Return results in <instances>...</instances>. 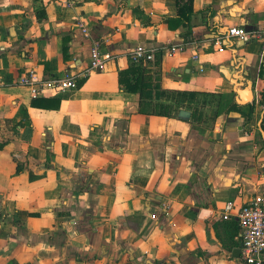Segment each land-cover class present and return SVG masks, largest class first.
Wrapping results in <instances>:
<instances>
[{"label": "crops", "instance_id": "0c3cea01", "mask_svg": "<svg viewBox=\"0 0 264 264\" xmlns=\"http://www.w3.org/2000/svg\"><path fill=\"white\" fill-rule=\"evenodd\" d=\"M193 9L211 12L171 28L176 0H0V264H246L236 214L264 195V44L228 33L264 29V0ZM95 41L117 57L107 71L38 98L59 109L34 108L20 77L80 72ZM181 44L184 54L164 52ZM139 45L160 50L146 92L168 93L164 105L192 94L188 119L121 87ZM234 76L253 92L246 106Z\"/></svg>", "mask_w": 264, "mask_h": 264}, {"label": "built area", "instance_id": "2783aa9c", "mask_svg": "<svg viewBox=\"0 0 264 264\" xmlns=\"http://www.w3.org/2000/svg\"><path fill=\"white\" fill-rule=\"evenodd\" d=\"M82 33L88 37L89 30L87 26L80 22L78 24ZM228 38H233L242 43L259 42L264 44V29H246L244 27L231 28ZM221 40L217 44L221 45ZM99 41H95L90 53L88 65L80 72H66L61 77L43 78L35 70H30L22 75L18 81L20 86L30 90L34 99L49 97L52 94L63 93L77 90L83 82L92 75L104 73L107 71L108 64L113 62L117 57L115 55L104 54ZM188 50L186 44L171 45L164 49L169 57L184 54ZM224 48L221 46L220 51ZM160 50L147 48L139 45L130 51L127 55L130 63L149 64L156 61V55ZM198 60V56L193 57ZM202 71V70H201ZM1 82V80H0ZM256 100V104H259ZM234 209L233 203L226 205L223 220L230 218L229 213ZM236 220L242 233L241 257L246 264H264V195H258L252 201L241 207L237 214Z\"/></svg>", "mask_w": 264, "mask_h": 264}, {"label": "trees", "instance_id": "16d2710c", "mask_svg": "<svg viewBox=\"0 0 264 264\" xmlns=\"http://www.w3.org/2000/svg\"><path fill=\"white\" fill-rule=\"evenodd\" d=\"M87 1V0H84ZM193 1L194 0H176V7H177V15L175 17H169L168 24L171 28L179 27L182 24H190L192 19L195 18L198 15H204L208 12H211V10H205L201 13H195L193 9ZM38 19L41 21L45 19V13L39 12L38 13ZM174 23V24H173ZM175 25V26H173ZM192 31L189 30L185 34V41L186 43L192 44L194 40L191 39ZM159 56H156V60ZM146 64H134L130 63L129 68L125 71L120 72L119 74V83L121 87L127 92L131 94H140V102L141 107H143L145 104L149 102L155 103V108L151 112L155 114H160L163 116H170L173 113H165V112H159V109L165 108V107H173L176 109V113H174L175 116L179 115L181 113V109H186L190 105H186V99L191 98L192 94H186V93H170L171 95H174L176 97L175 101L171 102L172 104H162L158 103L157 100H161L163 96H166L168 93L165 91L163 92H156L155 97L153 96L152 92H146V89L148 87H152L151 84L147 83L146 75H147V69L144 67ZM173 97V98H174ZM167 99H170V96H168ZM46 102H52L53 106H48L47 104H44ZM259 104L263 106L264 108V93L261 95V99L259 101ZM33 107L34 108H49V109H59L60 101L59 100H44V99H38L33 101ZM255 104L251 105V112L248 115V119L250 120L252 117V113L254 112ZM230 111H240L239 107L234 104L230 109ZM188 112V111H185ZM4 144L0 143V152L3 150Z\"/></svg>", "mask_w": 264, "mask_h": 264}, {"label": "water", "instance_id": "95a60500", "mask_svg": "<svg viewBox=\"0 0 264 264\" xmlns=\"http://www.w3.org/2000/svg\"><path fill=\"white\" fill-rule=\"evenodd\" d=\"M239 78L240 77L234 76V82H233V85L235 86V90L234 91L238 95L237 103L240 106H246V105L250 104L254 100L253 92L251 91L250 87L248 89H241L243 87V85L239 84L235 80V79H239ZM180 117L188 119L190 117V114L188 112L182 111L180 113ZM259 129H260L261 134L264 137V131H263L262 127H261V123H260Z\"/></svg>", "mask_w": 264, "mask_h": 264}, {"label": "rangeland", "instance_id": "374dc122", "mask_svg": "<svg viewBox=\"0 0 264 264\" xmlns=\"http://www.w3.org/2000/svg\"><path fill=\"white\" fill-rule=\"evenodd\" d=\"M159 112H165V113H176V109H174L173 107H165L162 109H159Z\"/></svg>", "mask_w": 264, "mask_h": 264}]
</instances>
